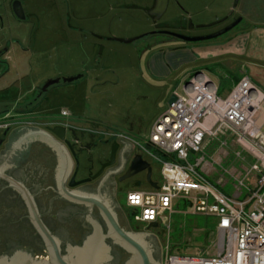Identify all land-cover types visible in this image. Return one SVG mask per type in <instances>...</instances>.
Segmentation results:
<instances>
[{"label":"rangeland","instance_id":"374dc122","mask_svg":"<svg viewBox=\"0 0 264 264\" xmlns=\"http://www.w3.org/2000/svg\"><path fill=\"white\" fill-rule=\"evenodd\" d=\"M29 1L26 18L21 24L16 22L24 25L26 32L15 35L16 38L9 35L5 41L7 51L1 59L8 68L0 66V101L13 98L17 109L35 99L39 87L58 79L42 93L40 104L30 115L41 120L60 118L86 129L87 134L76 132L80 142L90 146L80 154L78 176L96 171L99 161L109 156L113 142L111 138L100 141L103 133L117 140L120 138L116 135L122 134L145 145L150 127L168 107L169 97L183 94L181 81L188 73L187 67L159 77L151 73L148 64L152 56L168 53L175 44L190 46L193 42L155 32L207 36L242 17L245 4L242 0H168L163 14L155 19L148 13L154 0ZM244 24L245 17H242L230 31ZM128 39L134 40L124 42ZM5 67L7 70H2ZM214 68H204V71L217 85L219 96L225 97L235 84V77ZM77 75L81 77L72 82L63 81ZM62 111L66 115L62 116ZM21 113L16 110L12 115L21 117ZM205 141L200 152L205 165L200 169L214 182L222 179L221 183L226 185L224 191L233 193L236 190L230 184L232 177L242 178L252 158L244 151H240L239 158L234 156L239 148L228 133L209 139L206 136ZM132 154L141 155L149 163L151 182L161 183L160 163L137 147ZM113 178L116 203L128 220L127 192L148 191L152 187L145 171L123 181H119V175ZM250 180L252 185L255 175ZM173 210L162 226L129 223L138 226L134 233L155 237L161 258L165 245L170 253L177 255H213L214 218L191 213L190 207L179 199L174 200ZM210 226L213 231L208 230Z\"/></svg>","mask_w":264,"mask_h":264},{"label":"built area","instance_id":"2783aa9c","mask_svg":"<svg viewBox=\"0 0 264 264\" xmlns=\"http://www.w3.org/2000/svg\"><path fill=\"white\" fill-rule=\"evenodd\" d=\"M210 80L205 73L194 72L183 78V94H174V101L153 122L145 145L116 135L160 163L161 183L148 191L127 192L128 221L165 225L174 213V200L179 199L191 213L214 218L215 252L211 256L177 255L165 245L162 264H264V119H259L264 91L242 75L221 97ZM225 133L239 148L235 157L244 151L252 158L242 178L232 177L233 193L224 191L222 179L214 182L200 169L205 165L200 152L206 136ZM129 194H142L141 203L131 204ZM145 210L154 218L146 219Z\"/></svg>","mask_w":264,"mask_h":264},{"label":"flooded vegetation","instance_id":"af4514ba","mask_svg":"<svg viewBox=\"0 0 264 264\" xmlns=\"http://www.w3.org/2000/svg\"><path fill=\"white\" fill-rule=\"evenodd\" d=\"M162 31L155 34L175 38L169 34L170 32ZM46 88L39 87L35 99L24 103L22 107H17L16 110H22L21 117L12 116L9 119L0 117L3 124L0 128V257L11 258L18 251H23L33 259H49V241L41 232V225L53 238L62 254L69 248L80 245L98 227L108 247V257L103 264H124L132 253L115 235H110L109 224L99 208L95 204L70 200L60 192L57 186L59 167L57 152L43 139L20 140L29 131H42L51 135L65 148L66 158L64 156L63 158L68 163L65 174L67 189L93 196L99 195L107 202L121 228L137 232L138 226L133 227L119 210L115 200L116 184L109 171L106 172L107 167L94 177L109 160L110 153L106 160L99 161L96 171L78 176L80 154L84 150L88 151L90 146L80 142L76 132L87 134L86 129L60 118L49 117L41 120L30 115L40 104L39 100ZM55 126L64 128L63 139L49 131ZM103 135L100 136V141L111 138L112 142L121 141L124 144V153L129 149L125 140H117L105 133ZM87 178L88 182L68 187L71 179L72 183H75ZM28 195L34 207H31L27 200ZM147 239L149 240L148 237ZM150 245L152 258L161 262L158 243L152 240Z\"/></svg>","mask_w":264,"mask_h":264},{"label":"water","instance_id":"95a60500","mask_svg":"<svg viewBox=\"0 0 264 264\" xmlns=\"http://www.w3.org/2000/svg\"><path fill=\"white\" fill-rule=\"evenodd\" d=\"M167 4L168 0H154L152 7L148 10L149 15L157 19L165 11ZM11 13L17 20H24L26 18L20 0H13L11 2ZM240 20L241 17L237 18L222 30L207 36L189 37L173 32H170L169 34L184 42H203L227 33L233 27H235L240 22ZM133 40L134 39H128L124 42L129 43ZM194 73H203V71L198 70ZM80 77V75H77L75 77L64 78L63 81L72 82ZM57 82L58 79L48 81L45 85H43V89ZM209 82L212 83V80H210ZM174 99L175 95L172 94L168 99V104H171ZM49 131L58 138L63 139V127L55 126L50 128ZM35 138L45 140L48 144L51 145V147L57 152V155L59 156L57 186L60 192L70 200L85 202L87 204H95L102 212L103 216L109 224L110 235H115L119 242L127 247V249L132 253L131 257L127 259L124 264H161V262H157L156 260H154L150 254L151 241L155 240V237L153 235L148 233H134L121 228L109 205L99 195L93 196L85 193H80L78 191H69L67 189V187L65 186V174L67 172L68 163H66L67 160L65 159L64 161L63 158V156L66 158V152L62 144L55 141L53 137H51V135H49L48 133L42 131H29L28 133L23 135L20 140L24 141ZM127 146L130 147V144L127 143ZM123 151L124 144L121 141L113 142L110 149L109 160L100 168V170L94 175V177L98 176L102 172L104 167H107L106 172L109 171V174H111L112 177L119 175V181H123L139 172L145 171L148 183H150L151 187L155 188L156 184L154 182H151L150 180L151 168L149 163L144 160L141 155H133V147H130L126 153H124ZM122 159L124 160L122 161ZM88 181L89 179L87 178L72 183L71 179V181L68 183V187H73L74 185H78ZM27 200L31 204V207H34V204L32 203L29 195ZM36 220H38L37 217ZM37 223L38 225L41 224L39 221ZM156 226L157 225L155 223L149 224V227ZM41 232L44 233V235L47 237V240L49 241V259H33V257L28 253L18 251V253L11 258L7 256H1L0 264H103L104 261L107 260L108 247L104 242V235L101 233L98 227H96L95 232L91 236H88L80 245L69 248L65 254H62L60 252L55 241L42 225ZM147 237L149 238V240L147 239Z\"/></svg>","mask_w":264,"mask_h":264},{"label":"crops","instance_id":"0c3cea01","mask_svg":"<svg viewBox=\"0 0 264 264\" xmlns=\"http://www.w3.org/2000/svg\"><path fill=\"white\" fill-rule=\"evenodd\" d=\"M12 1L0 0V66L5 65L7 68L5 60L1 59V55L7 51L6 38L9 35L16 38L15 35L26 32L24 25H18L22 20H17L11 13ZM20 2L26 14V7L29 6L30 1L20 0ZM242 3H245L242 16L245 17L244 26L234 29L214 41L193 43L190 46L175 44V47L170 48L168 53L152 56L148 69L152 74L164 77L168 76L171 71L184 66L189 69L185 78L198 70H202L207 75L204 68L215 67L222 72L232 73L236 82L242 75H246L264 91V0L261 2L242 0ZM16 22L19 23L16 24ZM16 28H19L18 32ZM6 67L2 70L6 71ZM13 100L11 98V100L0 101V117L9 119L13 116L12 114L16 111ZM8 105L11 107L8 108ZM259 119H264V105H262ZM130 147H132L131 144Z\"/></svg>","mask_w":264,"mask_h":264},{"label":"clouds","instance_id":"9594fccd","mask_svg":"<svg viewBox=\"0 0 264 264\" xmlns=\"http://www.w3.org/2000/svg\"><path fill=\"white\" fill-rule=\"evenodd\" d=\"M141 195L142 194H129V201L133 205H139L141 203ZM165 203H167V199L165 198ZM148 210H145V218L146 219H153L154 216L147 215Z\"/></svg>","mask_w":264,"mask_h":264},{"label":"trees","instance_id":"16d2710c","mask_svg":"<svg viewBox=\"0 0 264 264\" xmlns=\"http://www.w3.org/2000/svg\"><path fill=\"white\" fill-rule=\"evenodd\" d=\"M234 82H236V81H234ZM158 154L161 156V157H165V155L163 154V153H161V152H158ZM205 217H207V216H205ZM205 224H207V223H205ZM208 230H211V231H213V229H212V227L210 226L209 228H208ZM215 231V230H214Z\"/></svg>","mask_w":264,"mask_h":264}]
</instances>
